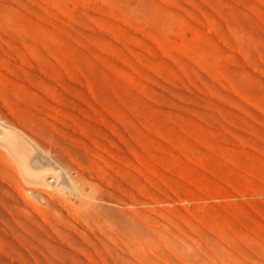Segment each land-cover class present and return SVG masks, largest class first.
Masks as SVG:
<instances>
[{
  "label": "rangeland",
  "instance_id": "374dc122",
  "mask_svg": "<svg viewBox=\"0 0 264 264\" xmlns=\"http://www.w3.org/2000/svg\"><path fill=\"white\" fill-rule=\"evenodd\" d=\"M0 120L62 167L74 210L38 190L33 213L0 161V264H141L108 237L136 206L118 169L191 264H264V0H0Z\"/></svg>",
  "mask_w": 264,
  "mask_h": 264
},
{
  "label": "bare ground",
  "instance_id": "6f19581e",
  "mask_svg": "<svg viewBox=\"0 0 264 264\" xmlns=\"http://www.w3.org/2000/svg\"><path fill=\"white\" fill-rule=\"evenodd\" d=\"M21 22L19 24H21ZM14 24H12V25H14ZM17 25H18V23H17ZM75 25L77 26L78 24H75ZM20 30H22V28ZM36 36H37V34H36ZM65 42H66V40H65ZM67 46H70V44L68 45V43H67ZM85 59H87V58H85ZM85 63H83V64H85ZM120 64H122V63H120ZM85 67H87V66H85ZM116 68H118V67L116 66ZM67 80H69V79L67 78ZM87 108H88V106H87ZM116 123H118V122H116ZM116 129L119 131V129L115 126V128L113 129L114 132H115ZM25 135H23L19 130L13 128V126H9V125L5 124L3 121L0 120V145L2 146V148L5 149V153L4 152H0V157H1L0 161L2 162V164H5V169H4V174H6V178L5 179H7V180H9L10 178L13 179V181L15 182L16 188L18 190V194L20 196H22L27 202H32L31 203L32 205L29 204V206L31 205L30 207L33 208V210H31L33 213H35L34 211H37V212L44 211L43 207L38 204L40 199H41L40 200V204H42V203L44 204V202L42 200L43 196L39 195L36 192V191L39 190V191L45 192L46 194H49L50 197L53 198L55 201H59L60 204L64 205V209H66L68 211V214L70 216H72L74 214V212H73L74 210L72 208V204L67 203L65 198L63 200L61 198V196L60 197H56L55 195H53V192H52L53 189H59L60 187H62V184H64L67 181L65 179V176H67V175L64 174L65 173L64 172L63 175H65V176H62V172H61V171H63L62 167L59 166L58 164H55V163L51 162V159H50L49 155H46L45 153H39L40 149L37 152V149L34 146V144L31 141V139L29 137L25 136ZM32 137H35V136H32ZM95 144L97 145L98 148H101V149L103 148V146L100 143H98V141ZM135 150H136V148H135ZM59 151H61V150L59 149ZM114 151H116V150H114ZM63 153H64V151H63ZM96 155L98 157L99 153H97ZM112 155H114V154H112ZM114 157H116V156L114 155ZM131 158H132V156H131ZM123 160H124V158H123ZM110 161H114V160H110ZM126 161H127V159L124 160V162H126ZM41 162H42V164H41ZM130 163H131V165L133 164L131 161H130ZM77 167H78V165H77ZM7 168H10V169L14 168L17 171L18 175H19V176L17 175L18 178L10 170H8ZM78 168H80V167H78ZM99 169L102 171V169L100 167H99ZM83 172H85V171H83ZM145 172L146 171H144V173ZM71 173H73V172H71ZM117 174L120 177L119 178L120 181L117 182V186L116 187L119 189V191L121 193H123L125 196H127L132 201V203H134L136 206L129 207V209L126 211L125 221L120 222V223H116V224H114V225H112L110 227V231L112 232V234H108L109 239L115 245H118V246L120 245L119 240L122 241L130 249L132 254L135 256L136 260L138 262H140L141 264H148V263L154 264V263L151 262V260H153V258L155 256L158 259H160L164 264H191L193 262V259L197 255L196 252H195V249H197V248H194L195 245L193 247L192 245H190L187 242H185V249H182V248H179V247L176 248L175 246H172L171 241H170L169 236H168V234H170V229L167 226L161 224L159 221H157L152 216H150L151 214H156L157 213V210H158L157 207L156 206H154V207L149 206L150 203L147 200H143L142 198H139V196H137L138 194L136 195L135 192H134V190H140V188L143 186V184L141 183L139 178L137 176H135L132 172L126 171V170H123V169H118ZM62 177H64V178H62ZM93 178L95 179V177H93ZM63 179L66 180V181L64 182ZM61 181L63 182L62 184H61ZM142 181H144V180H142ZM68 182L65 183V184L69 185ZM124 183H127L128 185L127 184L125 185ZM87 185L91 186L90 184H87ZM87 185L83 187V193L85 194V196H87V199H89V198L93 199L95 197V195L93 193H90V194L86 193ZM25 186H27L29 188L36 189L35 192H33V194L30 193V194H32L34 196V198L31 197L30 194L25 191ZM63 186H65V185H63ZM66 186L62 187V188H64V191H65ZM56 191L58 192V190H56ZM42 192H40V193H42ZM72 196H75V195H72ZM35 197H37V198L42 197V198H40L38 200V202H37L36 201L37 199H35ZM144 199H148V198H144ZM153 199L158 200L156 197L153 198ZM48 205H50V204H48ZM88 206L90 207V210L95 211V207L97 206L96 200L88 202ZM120 207H122V206H120ZM145 211H148V213H150V215L146 214ZM62 215H63L62 218H59L58 220H57V218H55V221L56 222L59 221V223H61L62 225H68L65 220L69 219V216L65 215V214H62ZM160 218H161V220H164L166 223H168L169 226L174 228L178 233L184 235L185 237H188L187 234H186L185 228L181 224L175 223L173 221V219L171 217H169L166 213L162 212L160 214ZM75 219H77L78 221H81V219H82L83 222L87 226H90L91 223H96L97 224L98 221H99L94 212H90L88 217L81 218L80 216H78V217H75ZM152 222L153 223H157L159 225L158 228L160 230L150 229V223H152ZM78 224H79V222H78ZM51 225L53 227V234L55 235L56 234V230H55L54 224L52 222H51ZM162 230H163V232H162ZM77 234H79V233H77ZM86 243H88L93 248V250L96 251L97 255L99 256V258L102 261H108L107 258H104L103 256H101L97 252V250L93 246V244H90V242H87V241H86ZM167 249H170L172 252H174V254L173 255L169 254L167 252ZM169 255H171V260H172L170 263H169V261H170L169 260L170 259ZM88 259L89 260L90 259L93 260L94 257L93 256H88ZM110 259H111L110 260L111 262H114V260H116L112 256L110 257ZM174 260H177L178 262H174ZM163 263H161V264H163Z\"/></svg>",
  "mask_w": 264,
  "mask_h": 264
}]
</instances>
